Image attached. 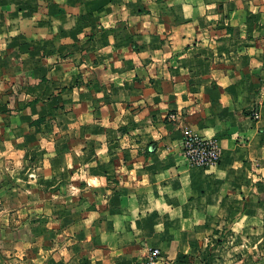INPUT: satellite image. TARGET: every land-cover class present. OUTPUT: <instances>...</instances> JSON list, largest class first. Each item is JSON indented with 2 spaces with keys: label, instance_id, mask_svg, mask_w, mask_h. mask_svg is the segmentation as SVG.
Masks as SVG:
<instances>
[{
  "label": "crops",
  "instance_id": "1",
  "mask_svg": "<svg viewBox=\"0 0 264 264\" xmlns=\"http://www.w3.org/2000/svg\"><path fill=\"white\" fill-rule=\"evenodd\" d=\"M151 246L264 264V0H0V264Z\"/></svg>",
  "mask_w": 264,
  "mask_h": 264
},
{
  "label": "built area",
  "instance_id": "2",
  "mask_svg": "<svg viewBox=\"0 0 264 264\" xmlns=\"http://www.w3.org/2000/svg\"><path fill=\"white\" fill-rule=\"evenodd\" d=\"M251 113L257 117V108H254ZM168 118H176V113L173 111L168 113ZM182 148L184 155L191 164L206 166L214 164L220 159V151L215 138L202 137L189 130L184 132ZM138 264H171V262L163 256L159 247L151 246L148 247Z\"/></svg>",
  "mask_w": 264,
  "mask_h": 264
}]
</instances>
